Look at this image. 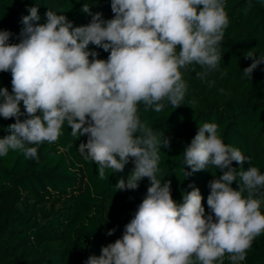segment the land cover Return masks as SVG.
Returning <instances> with one entry per match:
<instances>
[{
    "label": "clouds",
    "instance_id": "obj_1",
    "mask_svg": "<svg viewBox=\"0 0 264 264\" xmlns=\"http://www.w3.org/2000/svg\"><path fill=\"white\" fill-rule=\"evenodd\" d=\"M111 9L113 19L96 13L90 24L76 27L52 10L40 24L39 7H31L18 44L9 43L12 33L0 31V72L12 75V92L0 89V116L16 120L11 134L0 139V156L19 149L37 158V147L26 145L56 142L67 121L73 136L88 137L79 151L98 165L101 179L106 169L122 173L129 162L134 170L118 181L119 190H136L149 179L123 237L85 264H224L226 253L231 264H239L264 232L261 201L254 198L264 175L255 166L239 172L231 167L251 160L223 142L217 124L205 123L183 155L191 169H185L187 176L208 166L223 172L209 184L207 205L214 215H206L201 192L191 185L178 205L171 181L157 179L160 141L138 115L141 102L156 112L165 99L179 107L187 87L180 69L193 63L218 67V46L229 24L224 0H111ZM82 10L91 15L86 5ZM90 44L110 52L108 59L97 58ZM260 64L264 55L244 75L252 77ZM162 147L170 148L171 140L163 139Z\"/></svg>",
    "mask_w": 264,
    "mask_h": 264
},
{
    "label": "trees",
    "instance_id": "obj_2",
    "mask_svg": "<svg viewBox=\"0 0 264 264\" xmlns=\"http://www.w3.org/2000/svg\"><path fill=\"white\" fill-rule=\"evenodd\" d=\"M229 24L218 46L221 56L216 69L197 63L180 69L186 93L178 108L165 99L160 112L138 104L140 120L152 128L160 141L157 179L171 181L173 200L183 203L186 193L199 188L206 215H214L207 205L209 184L223 175L219 169L186 174L183 152L205 123L218 125V135L226 145L238 148L251 165L233 162L239 172L250 166L264 175V64L252 77L243 70L264 55V0H224ZM86 5L91 15L82 9ZM39 7L40 24L49 10L66 15L74 26H86L101 13L114 18L111 0H0V31L12 33L9 43L18 44L28 9ZM97 58L107 60L110 52L89 45ZM180 46H177L179 52ZM253 52L254 59L247 58ZM92 59V57H90ZM11 72H0V89L12 92ZM21 111H24L21 102ZM27 117H21V120ZM15 118L0 116V139L10 135ZM163 134V136L161 135ZM163 139L171 140L163 148ZM88 137L72 135L65 121L58 140L37 147V158H27L22 150L9 149L0 156V264H85L92 255L123 237L125 226L134 218L150 187L148 178L136 190H119L120 179L134 170L129 162L122 173L105 170L100 178L98 165L79 151ZM191 172L190 168L186 169ZM239 177L232 184L239 190ZM246 198L248 193L243 194ZM255 199L264 214V186H258ZM115 229L113 235L107 233ZM225 254L224 264H231ZM198 264V262H196ZM216 264H219L217 261ZM239 264H264V232L257 236Z\"/></svg>",
    "mask_w": 264,
    "mask_h": 264
}]
</instances>
